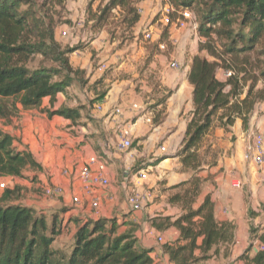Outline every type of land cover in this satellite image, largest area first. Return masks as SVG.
I'll list each match as a JSON object with an SVG mask.
<instances>
[{
    "label": "crops",
    "instance_id": "crops-1",
    "mask_svg": "<svg viewBox=\"0 0 264 264\" xmlns=\"http://www.w3.org/2000/svg\"><path fill=\"white\" fill-rule=\"evenodd\" d=\"M161 5L159 2L155 9ZM142 10L133 27V34L140 33L141 36L143 24L157 25L156 22H151L154 11L147 13L143 7ZM190 30L177 29L172 25L162 28L167 40L166 50L161 51L156 45H148L142 49L143 55L138 57L140 60L135 65L125 64L124 59L117 62L124 52L114 51L110 54L111 46H104L99 52L101 60L106 61H101L97 68L91 64L87 44L80 40V35L75 38L65 37L68 46L78 47L69 54L68 59L72 69L80 73V82L78 84L74 80L67 87L68 91L58 93L52 103L49 97H45L41 108H45V111L61 107L76 108L79 109V117L74 120L58 115L50 117L52 123L58 125L57 128L52 125L50 131L55 136H60V139L44 138L43 120L22 111L19 112L23 117L20 118L18 130L12 131L11 128L0 125L4 132L19 137L17 149L29 151L42 167L39 172L38 169L32 171L37 183L32 179L26 181L21 177H4L25 186L29 191L34 190V193L28 194L26 206L44 210L42 212L57 213L62 218V226H73L70 238L75 230V223L69 222L71 218L117 217L123 227L127 224L135 225L133 227L136 228L134 236L137 243L150 250L153 264H176L169 260L162 245L185 242L179 239V231L171 224L184 209L179 202L168 196L179 191L183 187L180 184L188 181L191 176H197V173L186 170L177 156L193 110V87L188 81V69L195 55L204 54L197 47L200 36L193 30L191 34ZM188 36L192 37L189 47ZM78 43L85 47L80 50ZM173 60L180 64L179 68L169 66ZM102 63L107 66L106 69L99 67ZM110 66L113 69L108 72ZM116 109H120V112L115 113ZM39 115L46 119L49 117L47 112ZM240 124L241 121L237 119L228 130L213 127L209 135L213 138L210 141L211 147L220 145L224 148V155L199 175L209 172L211 179L218 185L216 190L220 188L232 197L227 207H221L214 199L213 215L216 221L231 222L235 227L231 244L220 242L217 245L218 254H213V249L210 250V259L199 264H244V259H240L241 255L245 253L251 256L258 250L257 240L249 239V227L251 224H258L263 229L261 232H264L261 174L258 172L256 177L246 172L244 138L242 132L240 134ZM121 131L127 133L132 147L126 152L118 153L115 145L120 139ZM232 135L237 137L234 144L229 141ZM59 143L64 144L62 149ZM13 144L16 146L14 141ZM161 146L164 151L160 150ZM92 157L104 163L102 175L109 183L107 186L95 185L93 194L90 195L81 186L79 171L83 163ZM223 165L227 171L225 179L237 182L236 184L219 183L222 175L218 171ZM127 168L128 172L125 171ZM92 169L97 170V166L93 165ZM140 169L146 171L143 180L137 176ZM257 180L260 200L263 202L259 210L254 203L251 207L249 193V184ZM49 185H59L62 193L54 197L44 195L43 187ZM210 187L213 188L212 185ZM133 189L149 192L138 211L132 210L127 201V196ZM94 196L98 199L97 215L92 212L90 203ZM73 197L78 198L77 203H73ZM251 209L259 212L256 217L250 216ZM148 218L149 226L146 221ZM155 218L164 220L165 223L153 224ZM158 237H161L160 242ZM201 239L198 238V244ZM62 246L63 244L60 248ZM199 254L200 251L195 250V255Z\"/></svg>",
    "mask_w": 264,
    "mask_h": 264
},
{
    "label": "trees",
    "instance_id": "trees-1",
    "mask_svg": "<svg viewBox=\"0 0 264 264\" xmlns=\"http://www.w3.org/2000/svg\"><path fill=\"white\" fill-rule=\"evenodd\" d=\"M109 1L112 6L122 2ZM168 1L174 6L196 5L195 12L200 20L197 33L207 39L198 47L199 52H206L195 55L188 69V81L193 87V110L177 151L183 167L197 173L206 164L201 156L202 142L213 126L215 113L223 111L220 118H225L223 125L226 126L231 125L235 117L246 123L253 110L256 99L251 93L239 99L237 84H232L233 78L219 80L216 71L220 67L218 58L223 54L232 56L251 51L258 44L264 46V0ZM30 2L0 0V119L17 115L20 108L39 107L45 97H49L52 103L58 93L66 92L71 73L78 72L72 69L68 60L69 54L78 47H62L54 38L55 24L43 26V21L32 24L34 15H30L27 9H20ZM47 3L45 0L41 7ZM138 20L136 17L132 25ZM218 38L225 41L222 55L216 52ZM206 53L212 59H208ZM33 54H41L59 65L29 69L25 63ZM59 74L63 76L57 79ZM78 110L61 107L46 112L49 117L58 115L74 120L79 117ZM13 141L14 137L0 128V178L23 177L28 167L42 168L29 151L15 148ZM208 147L210 144L205 148ZM190 180L180 184L184 191L172 196V200L181 202L184 212L171 224L179 231V239L185 242L162 245L169 260L176 264H199L209 260L210 250L218 254L217 245L220 242L231 244L233 237L231 222L215 220L214 202L209 194L196 209L192 208L202 179L193 175ZM11 195L12 191L6 190L0 199V264H153L150 250L139 246L131 232L118 233V225L111 218H71L69 222L75 223V230L67 255L53 245L56 235L67 224L60 229L55 215L47 221L33 207L5 201ZM197 249L199 255H195ZM240 259H244V264H264V251L257 250L251 256L244 253Z\"/></svg>",
    "mask_w": 264,
    "mask_h": 264
},
{
    "label": "rangeland",
    "instance_id": "rangeland-1",
    "mask_svg": "<svg viewBox=\"0 0 264 264\" xmlns=\"http://www.w3.org/2000/svg\"><path fill=\"white\" fill-rule=\"evenodd\" d=\"M48 2L45 7H41L42 4L45 3V0H31L30 4L27 6H22L20 9H27L28 13L30 15H34L35 19L32 21V24H40V22H44L43 26H49L51 23L54 25V38L55 40L62 46H68V40L66 38H63L61 34L59 33V29L63 27L65 23H71L70 19H73L76 14L80 13L79 7H84L85 10V37H84V43H86L87 52L89 54L90 62L94 67H98L99 63L103 60H101L100 52L102 47L104 46H111V50L109 51L110 54H112L114 51H122L124 52L122 54V58H118L117 62L124 59L125 64H137L140 60L138 57L142 56V49H145L148 45L150 47H154L155 42H151L149 40H145L141 34H133V21L136 17H139V8H142L149 13L153 12V15L156 13L155 6L157 4L164 3L163 0H122L121 3L118 5L112 6L109 4V0H79L72 1L71 3H66L64 0H46ZM141 6V7H140ZM196 5H193L191 7H188L193 14L197 18V22L200 21L198 19V15L195 12V8H197ZM157 8V7H156ZM156 10V11H155ZM152 15V16H153ZM30 18H32L30 16ZM77 19V17H76ZM52 21V22H51ZM192 30H190V33ZM192 34V33H191ZM198 34V33H197ZM71 36V34H69ZM143 37V38H142ZM190 39V40H189ZM192 37L188 36L187 45L189 47V44L191 42ZM207 39L204 37H200V41L197 44V47H199L200 44L205 43ZM225 41L222 39L216 40L215 46L217 49V53L222 55L223 52V43ZM97 44V46L93 45ZM79 46L81 43H78ZM112 44V45H111ZM100 46V47H99ZM136 46V47H135ZM80 50H82L85 46H80ZM121 52V53H122ZM206 52V51H204ZM207 54V58L210 59L212 56L209 53ZM100 55V57H99ZM212 59V58H211ZM69 60V59H68ZM106 61V60H104ZM121 62V61H120ZM218 62L220 63V67L217 68V78L219 80H227L228 78L232 77L233 82L232 84H237V92H239L238 98H243L246 93L250 92L251 97H254L256 99L254 107L252 112L250 113L247 122L244 123L241 118L235 117V120L238 119V121H241L240 124V134L241 132L247 131L250 126L253 128L255 126H260L264 124V46L261 44H258L254 47L251 51L246 52H239L236 55H226L223 54L220 58H218ZM26 66L29 69H35L40 66L45 67H52L56 68L58 67V63L53 62L49 58H45L41 54H33L30 56V58L26 61ZM100 67V66H99ZM227 67H231L228 68ZM113 68L111 66L108 68V72H110ZM225 70L231 71V76L227 77L226 79L223 78V72ZM62 74H59L56 76L57 79L62 78ZM75 80V81H74ZM73 81L75 83L80 82V73L79 72H73L71 73V81L70 85L73 84ZM230 84V86L232 85ZM68 91V90H66ZM66 93V92H65ZM19 106V105H18ZM20 107V106H19ZM23 112L27 114H31L32 116H36L38 118H41L43 120L42 127L44 129L45 137L48 139H60V136H55L52 131H50V127L54 125L56 128L58 127L57 124L52 123V120L50 117L47 119L45 117H41L42 113H45V108H41V105L36 108L31 109H22ZM19 111V112H20ZM17 113V115H12L9 118H1L0 119V125L7 126V128H11L12 131L18 130L21 119L23 117V114ZM223 113V111H218L215 113L213 117V126L211 130L207 133V135L204 137L202 142V150H201V156L203 159H205L206 164L202 166L201 170L197 172V176L200 177L201 184L199 189V194L196 197L195 201L191 204L192 207H197L199 205V202L202 201L204 196L206 194H209L212 201L219 203L221 207H227L229 206V200L232 198L230 195H228L226 192L218 188L216 190V187L218 186L215 181L211 179V174L208 172L207 174H200L201 171L208 170L211 165H208L209 162H215L216 160L224 155V148L220 145H216L215 147H211V142L213 141V138H211L209 135L211 131L213 130V127H223L224 129L228 130L229 126H233L234 122L231 125H223V122L225 121V118L221 119L220 116ZM14 137V142L16 144L15 148H17L19 142V137L16 135ZM237 137L235 135H232L229 139L230 142L234 144ZM213 143V142H212ZM210 144V147H207ZM64 144L59 143V147L62 149V146ZM208 149V150H207ZM206 150V154H205ZM245 169L246 172L250 175L254 174L256 177H258V171L256 170L255 166L251 164L249 161L245 160ZM214 164V165H215ZM35 169H32L31 167H28L24 170V176L21 177L22 179L26 181H30L31 179L33 181L35 176L32 174V171ZM41 169H38V172ZM191 172V171H190ZM218 174L222 175V178L219 183H231L236 184L237 182L234 181H228L226 178L227 171L225 169V166L223 165L219 171ZM191 176V180L192 181ZM0 182H3L5 186L3 188L0 187V199L3 197L6 190L12 191L11 197H8L5 201L7 202H14L19 205H25V200L27 199L28 194L34 193V190L31 189V191L27 190L25 186L21 184H16L11 179H5L4 177L0 178ZM20 180V179H19ZM31 180V181H32ZM38 181H35L37 183ZM40 182V181H39ZM210 185L213 186V188L210 187ZM221 185V184H220ZM189 185L186 186L188 188ZM249 193H250V199H251V207L253 203L256 205V209L259 210L263 206V202L260 200L259 195V182L258 180L254 183L249 184ZM185 188L182 187L180 190L174 192L173 195H175L178 192L184 191ZM217 191V192H216ZM204 193H206L204 195ZM45 195V194H44ZM172 195V196H173ZM172 196H168L169 199H173ZM215 199V200H214ZM165 201V199H164ZM181 205V202H180ZM162 207V204H161ZM34 210L37 213H41L45 216L47 221H50L51 218H53V214H55L54 218L56 219L57 227H60L61 229V222H60V216L57 213H47L42 212L44 210L42 209H35ZM257 210L250 211L251 217H256ZM50 212V211H49ZM259 213V212H258ZM62 219V218H61ZM115 221V223L118 225L117 231L118 233L122 232H131L134 235L135 227L127 224L123 225L119 222V219L117 217H112ZM147 225L149 226V218L146 220ZM60 223V224H59ZM158 223V224H157ZM165 223L164 220H160L158 218L153 219V224H163ZM72 225L70 227L64 226V228L60 231V234L56 235V240L53 243L55 247H59L63 244L61 247L62 251H64L67 254V251L69 250L71 246V238H70V232L72 229ZM235 227V225H234ZM249 239L250 240H257L256 245L262 244L264 245V232L262 228L259 227V225H253L249 227ZM261 243H259V242ZM251 244V243H250ZM249 244V245H250ZM250 249V246H248ZM260 251V250H259ZM264 251V250H263ZM68 255V254H67Z\"/></svg>",
    "mask_w": 264,
    "mask_h": 264
},
{
    "label": "built area",
    "instance_id": "built-area-1",
    "mask_svg": "<svg viewBox=\"0 0 264 264\" xmlns=\"http://www.w3.org/2000/svg\"><path fill=\"white\" fill-rule=\"evenodd\" d=\"M66 3H71L72 1L79 0H64ZM164 3L158 7L156 13L152 16L151 22H156L157 25L151 26L149 24H143L142 26V34L145 40L153 41L156 44V47L165 51L167 48V40L163 36L161 31L162 28L167 26H174L177 29H191L194 32H197V19L193 12L188 7L183 6H174L169 3L168 0H163ZM80 13L76 14L73 19H70L71 23H65L62 28L59 29V33L63 38L73 36L75 38L76 35H80V40L84 41L85 37V10L84 7H79ZM142 8H139V13H142ZM77 17V19H76ZM169 66L171 68H179L180 64L173 60L170 61ZM100 68L106 69L107 66L102 63ZM230 70H225L223 72V78L231 76ZM100 109V106H98ZM120 109H116L115 113H119ZM149 120V119H147ZM120 139L115 145V150L118 153H123L128 151L132 147V141L127 136L125 131H121L119 133ZM244 138V158L251 162L257 171L261 174V181L264 190V124L260 126H255L254 128L250 126V128L242 133ZM161 151H164V147H160ZM97 166V170H93L92 166ZM104 163L97 161L94 157L90 158L87 162H84L80 167L79 171V179L81 182V186L84 191L90 195L93 194V188L95 185L107 186L109 181L102 175V171L104 170ZM129 168L125 171L128 172ZM127 174V173H126ZM138 178L143 180L146 177V171L144 169H140L138 171ZM5 184L0 182V187L3 188ZM43 193L48 197L59 196L62 193V188L59 185H49L43 187ZM149 196V192L147 191H138L136 189L131 190L127 196V201L131 206L132 210L138 211L141 209V202L144 201ZM73 203L78 202L77 197H73ZM91 208L92 212L97 215L98 213V199L94 196L91 199ZM157 240L160 242L161 237H158ZM257 249L260 251L264 250V245H257Z\"/></svg>",
    "mask_w": 264,
    "mask_h": 264
}]
</instances>
